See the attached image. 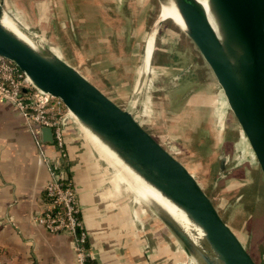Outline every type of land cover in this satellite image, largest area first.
Returning <instances> with one entry per match:
<instances>
[{
  "label": "crops",
  "instance_id": "0c3cea01",
  "mask_svg": "<svg viewBox=\"0 0 264 264\" xmlns=\"http://www.w3.org/2000/svg\"><path fill=\"white\" fill-rule=\"evenodd\" d=\"M17 2L22 5L24 21L39 28L60 47L67 57L65 61H75L71 65L80 73L77 63L84 61L85 55L87 62L96 67L89 71L90 75L109 80V87L103 84L108 92H120L128 86L131 93L139 89L141 80L135 79V66L144 37L138 36L134 19L145 0H84L88 5L85 8L81 1ZM73 7L80 11L79 15L82 13V26L75 20ZM65 10L70 11L66 17ZM170 44L176 47L174 52H168L171 60L159 61L156 66L178 70L171 76L178 86L169 91L174 110L171 118L181 119L180 123L185 121L187 126L186 121L195 111L198 122L192 121V125L194 134L200 132L198 145L214 141L212 157L218 145L211 118L219 123L220 132L225 127L231 129L226 100L190 41L181 38L178 44ZM196 70L199 74L203 70L204 75L199 86L192 77ZM95 85L103 89V85ZM63 124L67 173L77 191L87 245L96 264H187L190 259L175 236L154 213L128 198L121 188L123 183L115 179L111 166L96 152L79 123L65 118ZM34 128L17 109L0 102V264H74L73 235L65 231L51 233L34 221L41 210L43 185L49 178L39 153L55 156L52 143L43 142L42 138L40 143L36 142ZM186 135L187 127L184 139Z\"/></svg>",
  "mask_w": 264,
  "mask_h": 264
},
{
  "label": "water",
  "instance_id": "95a60500",
  "mask_svg": "<svg viewBox=\"0 0 264 264\" xmlns=\"http://www.w3.org/2000/svg\"><path fill=\"white\" fill-rule=\"evenodd\" d=\"M173 1L185 33L211 69L264 178V0H206L205 11L197 0ZM1 17L0 6V55L16 64L38 89L58 98L79 124L201 230L202 241L195 242L168 212L149 203L190 261L256 264L196 178L131 112L48 49L20 40L2 24ZM162 21L157 20L156 26ZM40 132L43 142L53 143L51 128L43 127Z\"/></svg>",
  "mask_w": 264,
  "mask_h": 264
},
{
  "label": "rangeland",
  "instance_id": "374dc122",
  "mask_svg": "<svg viewBox=\"0 0 264 264\" xmlns=\"http://www.w3.org/2000/svg\"><path fill=\"white\" fill-rule=\"evenodd\" d=\"M19 1L23 3L29 0ZM68 1H73V3L81 1V7L83 8L87 5V1L83 2L84 0H63L67 4ZM105 1L111 3V0ZM2 2L3 9L10 18L17 25L26 29L27 32L33 34L37 48H46L65 61L67 57L60 47L47 39L39 28H34V26L32 27L24 21L22 5L17 0H2ZM148 6L150 8H147ZM72 12L75 14L77 24L82 26V23H80L82 13L79 15L80 11H77L75 7H73ZM160 12L161 7L157 0H145L144 7L134 19L138 36L143 35L144 37L141 41V47L138 50L140 60L137 61L135 66V79L137 82L140 79L141 83L139 89L134 93H131L132 91L130 92V86L120 92H108L103 84H107L109 87V80L103 78L101 75L97 77L90 75L91 72L89 71L94 70L96 67H93L90 62H87L85 55L82 57L84 61L77 63V67L80 68L81 73L88 76L86 78L93 84L103 85V89L101 90L110 99L121 108L131 112L143 128L169 153L183 163L211 199L221 218L241 240L255 263L264 264V181L261 177L258 164L255 158L252 157L250 149L242 137L240 128L229 110L228 115L230 116L228 123L231 125L232 130L230 128L228 130L225 127V130L220 132L219 123L217 124V120L214 117L211 118L212 133L218 145L217 153L212 155V157L210 156L213 147H215L214 141L206 142L200 147L198 145L200 132L194 134L195 127L192 125V121L194 124L198 122V117L196 115L194 116L195 111L190 116V121H186L187 126H185V121L184 123H180L183 120L171 118L174 110L171 108L172 100L171 96H169V91L178 87L174 84L176 81L174 82L171 76L178 70L171 69L167 71L156 66L159 61L171 60V54L169 55L168 52H174L176 47L171 45L170 42L173 41V43L178 44L181 38L190 41L212 80L214 75L185 31H182L170 19H165L158 27L156 26L154 39L153 36L151 37V34L155 32V23ZM65 14V17L68 16L70 11L65 10ZM126 18L129 21V16ZM83 22L84 24L88 23V18L85 17ZM145 28V33H143ZM148 46L153 48L150 55V66L148 72L142 76L139 74V70ZM68 62H70V65L76 64L72 59H69ZM193 66L195 65L193 64ZM185 70L182 73H185ZM202 72L199 74L198 70H196L192 74V77L196 78V86H199V83L204 81ZM105 74L108 76L110 73L107 70ZM187 74H184V76L186 77ZM129 84L131 85V82ZM195 88L193 87L192 89ZM186 127L187 139H184L183 136ZM83 132L86 135L85 130ZM94 149L111 166L112 169L110 168V170L113 171L115 179L117 178L119 182L123 183L121 184V188L126 191L125 193L128 198L134 200L135 193L137 194L135 190L138 189V183L132 177V174L122 168L106 151L97 145L94 146ZM222 158H225V161L221 169L220 163ZM139 204L154 213L153 208L146 201L140 200ZM154 215L157 217L155 213ZM242 226L243 229L241 230ZM192 261L188 260L187 264H194Z\"/></svg>",
  "mask_w": 264,
  "mask_h": 264
},
{
  "label": "built area",
  "instance_id": "2783aa9c",
  "mask_svg": "<svg viewBox=\"0 0 264 264\" xmlns=\"http://www.w3.org/2000/svg\"><path fill=\"white\" fill-rule=\"evenodd\" d=\"M0 102L17 109L34 125L37 143L41 142V128L49 127L52 131L55 156L39 153L47 166L49 178L43 185L41 210L34 221L51 233L65 231L73 235L74 264H86L87 257L96 259L87 245L77 191L67 176L63 119L75 118L58 98L38 89L16 64L1 55Z\"/></svg>",
  "mask_w": 264,
  "mask_h": 264
},
{
  "label": "bare ground",
  "instance_id": "6f19581e",
  "mask_svg": "<svg viewBox=\"0 0 264 264\" xmlns=\"http://www.w3.org/2000/svg\"><path fill=\"white\" fill-rule=\"evenodd\" d=\"M197 2L202 7L203 11H205L207 7L206 0H197ZM0 6L2 10V17H1L2 24L7 29H9L11 32H13L20 40L24 41L25 43L35 48L37 46V43L35 42L33 34L27 32L26 29H23L22 27H20V25H17V23L12 18H10L7 12L3 9L2 0H0ZM160 7H161V12L157 20L164 21L165 19H170L177 27H179L182 31H184L185 26H184V23H183V20L180 14L178 13L175 7L174 1L167 0V3L160 5ZM155 33H156V23H155V32L151 34V37L153 36V39H154ZM152 49L153 48H150L149 46L146 49V54L142 62V66L139 70V74L142 76L145 73H147L149 70L150 59H151L150 55H151ZM73 117H75V115H73ZM81 127L83 128V130H85L86 136L95 144V146L97 145L99 148L106 151L122 168L126 169L130 174H132V177L138 183L137 184L138 189L135 190L137 194L135 193L134 201L140 202V200H144L147 203H151V202L156 203L161 208H163L166 212H168L187 231V233L191 236V238L195 242L202 241L201 240V236H202L201 230L195 225H193L187 219L186 215L180 208H178L173 203H171L167 198L161 195V193L157 189H155L153 186L147 183L141 176H139L128 165H126L118 157V155L113 150H111L105 143H103L94 133H92L89 129H87L82 124H81Z\"/></svg>",
  "mask_w": 264,
  "mask_h": 264
},
{
  "label": "trees",
  "instance_id": "16d2710c",
  "mask_svg": "<svg viewBox=\"0 0 264 264\" xmlns=\"http://www.w3.org/2000/svg\"><path fill=\"white\" fill-rule=\"evenodd\" d=\"M67 176H68V173H67ZM86 264H96V261H95V259H92L90 257H87L86 258Z\"/></svg>",
  "mask_w": 264,
  "mask_h": 264
}]
</instances>
